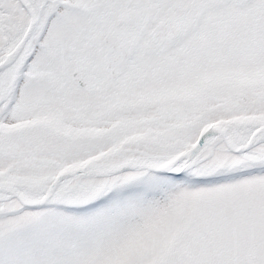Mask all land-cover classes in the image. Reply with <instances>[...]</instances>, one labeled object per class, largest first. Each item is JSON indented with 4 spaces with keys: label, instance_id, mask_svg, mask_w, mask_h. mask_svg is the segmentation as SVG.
<instances>
[{
    "label": "snow or ice",
    "instance_id": "6c2138e0",
    "mask_svg": "<svg viewBox=\"0 0 264 264\" xmlns=\"http://www.w3.org/2000/svg\"><path fill=\"white\" fill-rule=\"evenodd\" d=\"M0 264H264V0H0Z\"/></svg>",
    "mask_w": 264,
    "mask_h": 264
}]
</instances>
